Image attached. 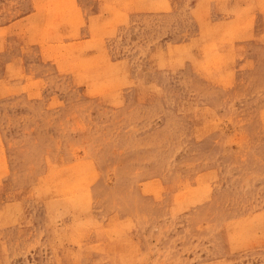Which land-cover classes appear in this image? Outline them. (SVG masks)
Here are the masks:
<instances>
[{"label":"rangeland","instance_id":"rangeland-1","mask_svg":"<svg viewBox=\"0 0 264 264\" xmlns=\"http://www.w3.org/2000/svg\"><path fill=\"white\" fill-rule=\"evenodd\" d=\"M0 264H264V0H0Z\"/></svg>","mask_w":264,"mask_h":264},{"label":"bare ground","instance_id":"bare-ground-1","mask_svg":"<svg viewBox=\"0 0 264 264\" xmlns=\"http://www.w3.org/2000/svg\"><path fill=\"white\" fill-rule=\"evenodd\" d=\"M59 4V3H58ZM71 57V56H70ZM70 62V61H69ZM76 62V61H75ZM85 175V174H84Z\"/></svg>","mask_w":264,"mask_h":264}]
</instances>
